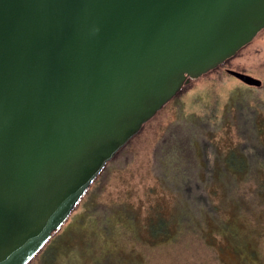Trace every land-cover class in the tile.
Listing matches in <instances>:
<instances>
[{
  "label": "water",
  "instance_id": "95a60500",
  "mask_svg": "<svg viewBox=\"0 0 264 264\" xmlns=\"http://www.w3.org/2000/svg\"><path fill=\"white\" fill-rule=\"evenodd\" d=\"M263 28L264 0H0V264H27L144 124Z\"/></svg>",
  "mask_w": 264,
  "mask_h": 264
},
{
  "label": "rangeland",
  "instance_id": "374dc122",
  "mask_svg": "<svg viewBox=\"0 0 264 264\" xmlns=\"http://www.w3.org/2000/svg\"><path fill=\"white\" fill-rule=\"evenodd\" d=\"M227 68L249 74L261 84H246L227 73ZM189 83L178 104L169 102L159 110L90 185L72 216L52 237L54 247L40 250L28 264H264V203L258 218L236 217L227 208L223 214L220 211L227 229L210 221L205 235L184 233L175 239L179 210L174 185L164 181L161 162L167 153L159 146L163 133L181 114H204L215 105L220 118L231 93H242L254 108L260 103L264 110V28L227 63ZM258 122L264 139V119ZM222 133L216 128L214 136L202 143L217 139L221 144L225 142ZM208 150L206 156L212 162L214 148ZM189 156L185 155L189 173L199 175L196 157ZM198 190L202 192L201 186ZM158 210L168 219L163 224L157 222ZM150 216L155 235L148 239L144 237Z\"/></svg>",
  "mask_w": 264,
  "mask_h": 264
},
{
  "label": "trees",
  "instance_id": "16d2710c",
  "mask_svg": "<svg viewBox=\"0 0 264 264\" xmlns=\"http://www.w3.org/2000/svg\"><path fill=\"white\" fill-rule=\"evenodd\" d=\"M227 61L210 71L219 68ZM188 85L190 83L184 84L169 102L178 104L180 96ZM250 103L242 93H231L220 118L216 114L218 111L214 105L204 114H181L178 120L171 122V128L163 133L159 146L162 152L167 153V157L161 162V169L164 181L170 186L171 182L174 185L175 207L178 206L179 210L176 225L178 232L175 239L184 233L192 237L205 235L206 226L210 221L216 226L227 229L229 224L222 216L227 208L236 217L248 214L253 215L254 219L258 218L264 203V139L258 119H264V110L260 103L258 108H254ZM217 121L222 122V127ZM216 128L223 130L221 137L225 142L219 144L220 140L216 141V139L212 144L204 145L202 140L208 138L209 141L214 136L212 131ZM231 131H234V139L230 135ZM127 144L128 142L104 165L93 182L100 178L105 167ZM193 148H196V152H191ZM213 148L215 156L210 162L206 153L209 152L208 149ZM190 153L191 158L196 157L193 159L194 164H198L201 169L198 171L199 175L189 173L190 164H187L189 159L185 155L190 157ZM200 186L202 192L198 190ZM218 194L220 197L216 199ZM157 212L159 224L168 220L160 210ZM261 220L262 218L257 219L258 222ZM97 227L102 228L98 225ZM58 230L51 235L42 249L47 251L54 247L51 241ZM147 230L148 235L144 238L149 239L155 235L152 231L151 216L147 222ZM71 246L73 247L74 243ZM101 260L105 261L106 258Z\"/></svg>",
  "mask_w": 264,
  "mask_h": 264
}]
</instances>
